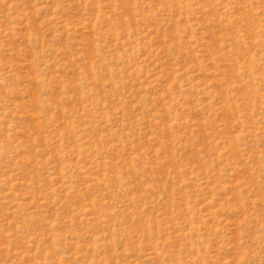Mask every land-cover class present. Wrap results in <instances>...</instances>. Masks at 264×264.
Masks as SVG:
<instances>
[{
  "label": "rangeland",
  "instance_id": "rangeland-1",
  "mask_svg": "<svg viewBox=\"0 0 264 264\" xmlns=\"http://www.w3.org/2000/svg\"><path fill=\"white\" fill-rule=\"evenodd\" d=\"M0 264H264V0H0Z\"/></svg>",
  "mask_w": 264,
  "mask_h": 264
}]
</instances>
